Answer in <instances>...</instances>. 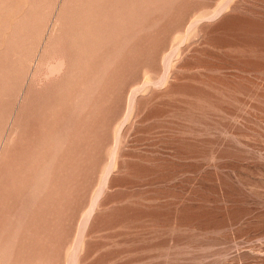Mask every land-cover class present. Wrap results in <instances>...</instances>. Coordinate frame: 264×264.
I'll use <instances>...</instances> for the list:
<instances>
[{
    "label": "rangeland",
    "instance_id": "obj_1",
    "mask_svg": "<svg viewBox=\"0 0 264 264\" xmlns=\"http://www.w3.org/2000/svg\"><path fill=\"white\" fill-rule=\"evenodd\" d=\"M0 264H264V0H0Z\"/></svg>",
    "mask_w": 264,
    "mask_h": 264
}]
</instances>
